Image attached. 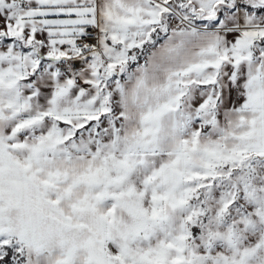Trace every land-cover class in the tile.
<instances>
[{"label":"snow or ice","instance_id":"obj_1","mask_svg":"<svg viewBox=\"0 0 264 264\" xmlns=\"http://www.w3.org/2000/svg\"><path fill=\"white\" fill-rule=\"evenodd\" d=\"M0 264H264V0H0Z\"/></svg>","mask_w":264,"mask_h":264}]
</instances>
